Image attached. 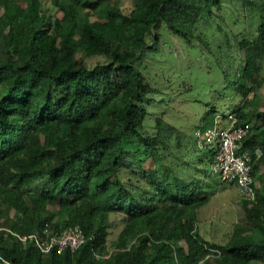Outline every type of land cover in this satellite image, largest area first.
Returning <instances> with one entry per match:
<instances>
[{
	"label": "trees",
	"instance_id": "obj_1",
	"mask_svg": "<svg viewBox=\"0 0 264 264\" xmlns=\"http://www.w3.org/2000/svg\"><path fill=\"white\" fill-rule=\"evenodd\" d=\"M49 2L80 26L61 31L42 0H0V264H264L262 190L239 199L231 234H202L232 185L207 184L217 150L194 135L225 129L230 107L251 126L242 150L262 152L253 177L264 167V0ZM205 54L232 77L188 130L180 91ZM112 216L122 228L110 251ZM46 226H79L85 242L41 254L12 235Z\"/></svg>",
	"mask_w": 264,
	"mask_h": 264
},
{
	"label": "rangeland",
	"instance_id": "obj_2",
	"mask_svg": "<svg viewBox=\"0 0 264 264\" xmlns=\"http://www.w3.org/2000/svg\"><path fill=\"white\" fill-rule=\"evenodd\" d=\"M124 9H129L131 6V0H122ZM238 3V2H237ZM42 6L44 11L46 12V15L49 16V19L53 23H57L58 27L61 31L65 32L70 27H78L80 26V19L81 16H75V17H67L63 15L62 13L58 12L49 2V0H42ZM240 9V7H239ZM238 13V11H237ZM92 18L95 17L94 14H90ZM201 47V46H200ZM202 48V47H201ZM172 50L174 52V57L176 59L179 58V56L184 59L183 52L181 47L178 45H174L172 47ZM225 59H217L212 56H209L205 54L202 58H192L191 66L196 67V65L199 66L198 72L195 74L194 80L186 81L185 85H182L183 91L181 92V98L183 101H186L189 106V111H186V118H190L188 121L189 127L188 130H192L193 128L197 127L198 125H201L202 123V117L204 114V108L203 105L214 102V100H211V98L217 97V92L223 93V91L228 92L229 87L227 86L223 75L226 73H230V78L232 69L228 68L227 61ZM96 59L88 60L86 63L88 65L93 66L96 63ZM190 61V60H189ZM225 69V70H224ZM223 73V74H222ZM229 79V78H228ZM182 82V81H181ZM188 82L190 85H188ZM229 84V83H228ZM212 92V93H211ZM216 92V93H215ZM211 93V94H210ZM260 98L262 101H264V86H262L260 90ZM225 100H220L219 103H223ZM218 103V104H219ZM227 104V102H225ZM236 103V101L234 102ZM264 103H261V106ZM220 105V104H219ZM202 108V110H201ZM223 110L224 115H229V109ZM179 111H181L179 109ZM183 120V119H182ZM221 122V120H220ZM202 123L203 125L206 124ZM264 174V167H260V169L255 173L254 183H257L259 180V175ZM223 182H221V179L218 175H212L210 178H208L209 185L217 188L216 194L219 193L218 187L223 186ZM259 186L262 191H264V179H261ZM225 186L228 187V197L226 199H220L216 205H214L213 209L211 210L210 218L208 222L202 223L200 225V230L202 231V234L205 237H208L213 235L214 237H223L224 235L231 234L233 231V225L237 221H240L242 218V211L241 206L239 203L238 194L232 193L231 191L235 190V188L226 184ZM232 189V190H231ZM236 191V190H235ZM261 191V190H260ZM217 196V195H216ZM112 227L110 229V236H109V244L108 249L110 251L117 250L116 246L111 245L110 242H112L114 239H116L119 231L122 228V222L121 219L117 216H112ZM211 221L212 225H211ZM122 245V243L119 244V247Z\"/></svg>",
	"mask_w": 264,
	"mask_h": 264
},
{
	"label": "built area",
	"instance_id": "obj_3",
	"mask_svg": "<svg viewBox=\"0 0 264 264\" xmlns=\"http://www.w3.org/2000/svg\"><path fill=\"white\" fill-rule=\"evenodd\" d=\"M227 119L229 125L225 129H220L217 125L197 129L194 133L196 143L198 148L203 150L209 147L216 148L215 158L209 165L210 172L218 175L221 181L231 184L240 200L253 203L256 195L251 166L252 154L258 159L262 156V152L258 148H255L252 154L243 151L242 143L248 136L251 126L247 123H239L230 114ZM12 235L20 242L32 243L41 254L75 251L85 242L79 226L68 227L60 232H53L46 226L39 233L23 236L12 233Z\"/></svg>",
	"mask_w": 264,
	"mask_h": 264
},
{
	"label": "crops",
	"instance_id": "obj_4",
	"mask_svg": "<svg viewBox=\"0 0 264 264\" xmlns=\"http://www.w3.org/2000/svg\"><path fill=\"white\" fill-rule=\"evenodd\" d=\"M260 182H261V179L258 180V182L256 183L255 189L262 190V189L259 187V186H261V185H260Z\"/></svg>",
	"mask_w": 264,
	"mask_h": 264
}]
</instances>
